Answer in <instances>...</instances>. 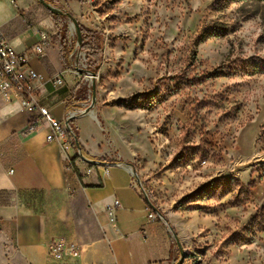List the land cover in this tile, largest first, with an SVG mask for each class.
<instances>
[{"label": "rangeland", "instance_id": "374dc122", "mask_svg": "<svg viewBox=\"0 0 264 264\" xmlns=\"http://www.w3.org/2000/svg\"><path fill=\"white\" fill-rule=\"evenodd\" d=\"M46 1L63 11L69 41L73 18L102 36L98 65L82 36L65 68L85 56L96 74L92 92L72 74L80 113L98 114L116 159L175 231L170 264H264V0ZM16 2L9 33L53 20L39 0Z\"/></svg>", "mask_w": 264, "mask_h": 264}, {"label": "crops", "instance_id": "0c3cea01", "mask_svg": "<svg viewBox=\"0 0 264 264\" xmlns=\"http://www.w3.org/2000/svg\"><path fill=\"white\" fill-rule=\"evenodd\" d=\"M16 5V0H0V31L6 32L18 51L32 47L42 34L48 36L45 57L31 61L44 80L34 86L39 88L43 105L64 121L83 102H78L73 73L65 68L59 30L49 18L40 24L44 30L31 36L9 33ZM51 50L56 57L49 54ZM59 75L64 76L63 86L46 82ZM70 100L76 101L67 105ZM36 117L25 112L18 101H0V264L174 263L175 231L160 218L149 220L148 208H153L133 186L132 169L113 166L105 177L101 168L85 161L121 160L108 146L98 114L93 111L75 119L80 149L73 141L68 154L58 143L46 140L47 124L36 132H26ZM88 118L97 126V133L85 129ZM102 142L109 149L105 156L101 155ZM59 239L80 247V256L55 261L49 246Z\"/></svg>", "mask_w": 264, "mask_h": 264}, {"label": "built area", "instance_id": "2783aa9c", "mask_svg": "<svg viewBox=\"0 0 264 264\" xmlns=\"http://www.w3.org/2000/svg\"><path fill=\"white\" fill-rule=\"evenodd\" d=\"M48 43V36L42 34V39L32 47L23 51H18L10 44L5 34L0 31V101L5 103L18 101L25 112L32 116H37L36 119L32 118L26 132H36L39 130L40 125L47 124L49 127V134L46 140L48 142L58 143L61 145L63 151L68 154L69 151L73 149L74 134H76L72 122L78 118L77 116L81 115L80 109L71 111L64 121L58 120L54 117L51 110L43 105L39 88L34 86V83L44 80L33 69L31 61L32 58L41 60L45 57ZM69 43L71 45L75 43L76 49H78L77 39L74 38L73 35L70 36ZM77 59V63L72 65L71 72L75 75L84 73L90 82L89 91L92 92V84L95 80V76L86 72L89 71V65L85 56H83V58L77 57ZM46 82H51L55 86H63L65 84L63 75L50 78ZM68 120H71L69 126L66 125ZM112 161L113 163L120 162L118 160ZM97 166L102 169L105 177L110 175V166ZM91 171L92 169H89L88 173ZM132 184L140 194L145 197L144 188L140 185L135 176ZM117 204H119L118 201ZM148 211L149 220L157 221L159 218L157 213L151 208H148ZM81 252L80 247L63 239L56 240L49 246V254L57 262H62L67 257H79Z\"/></svg>", "mask_w": 264, "mask_h": 264}, {"label": "trees", "instance_id": "16d2710c", "mask_svg": "<svg viewBox=\"0 0 264 264\" xmlns=\"http://www.w3.org/2000/svg\"><path fill=\"white\" fill-rule=\"evenodd\" d=\"M51 16L53 18V21L59 30V39H60V47H61V53L64 55L63 59L65 60L67 58V53L69 50V34L66 32L63 34V26L61 24V21L59 17L53 13H51ZM82 36H83V48L91 52V57L95 60L96 65L99 64L102 56V36L100 33L96 31H91L84 26L81 27ZM67 61V60H66ZM76 100H70L68 101L67 105L73 103ZM72 126L76 132V135L78 136L77 127L75 124V121L72 122ZM251 185L254 187L255 183L252 182Z\"/></svg>", "mask_w": 264, "mask_h": 264}, {"label": "water", "instance_id": "95a60500", "mask_svg": "<svg viewBox=\"0 0 264 264\" xmlns=\"http://www.w3.org/2000/svg\"><path fill=\"white\" fill-rule=\"evenodd\" d=\"M39 2H40L42 5H44L48 10H50L51 13H53V14H55V15H61V14H64L62 10H60V9H56V8L52 7V6H51L46 0H39ZM73 22L75 23V25H76V27H77V30H78V32H77V33H78L77 44H78V46H80V45L82 44V31H81V28H80V26L78 25V22L76 21L75 18H73ZM86 72L91 73L93 76H96V74L93 73V72H91V71H86ZM93 88L95 89V80L93 81ZM94 105H95V97H94V102H93V105H92V106H94ZM92 106H91V107H92ZM89 111H90V108H88V109L82 111V112L80 113V114H81L80 116L85 115V114H87V113H90ZM77 117H79V116H77ZM70 121H71V120H68V121L66 122V125L69 126ZM74 142L76 143L77 147H79V149H80L79 141H78V136H77L76 134H74ZM82 158H84L83 155H82ZM84 159H85V158H84ZM85 161L88 162V163H90V164H93V165L110 166V167L126 165V166H128V167H130V168L132 169V173H133V175L137 178L138 182H139L140 185L143 187L142 182H141V180H140V178H139L137 172L134 170V168H133L132 166H130V165L124 163V162H119V163H113V162H100V161H88L87 159H85ZM143 188H144V187H143ZM144 193H145V199L148 201V203H149L150 206L153 208V210L157 213L158 217H159L161 220H163L164 222H167L166 219L164 218L162 212H161L158 208H156V207L153 205V203L151 202L150 197H149V195L147 194V192L145 191V189H144ZM170 230H171L172 233H174L172 229H170ZM174 237L177 239V235H176L175 233H174Z\"/></svg>", "mask_w": 264, "mask_h": 264}, {"label": "bare ground", "instance_id": "6f19581e", "mask_svg": "<svg viewBox=\"0 0 264 264\" xmlns=\"http://www.w3.org/2000/svg\"><path fill=\"white\" fill-rule=\"evenodd\" d=\"M94 110H92L91 112H93ZM161 220V219H160Z\"/></svg>", "mask_w": 264, "mask_h": 264}]
</instances>
